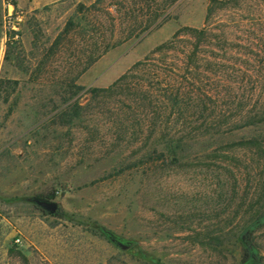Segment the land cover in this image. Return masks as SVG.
I'll list each match as a JSON object with an SVG mask.
<instances>
[{
    "label": "rangeland",
    "instance_id": "374dc122",
    "mask_svg": "<svg viewBox=\"0 0 264 264\" xmlns=\"http://www.w3.org/2000/svg\"><path fill=\"white\" fill-rule=\"evenodd\" d=\"M2 1L0 264H239L264 212V123L235 127L264 110V0ZM55 192L63 217L33 202Z\"/></svg>",
    "mask_w": 264,
    "mask_h": 264
},
{
    "label": "trees",
    "instance_id": "16d2710c",
    "mask_svg": "<svg viewBox=\"0 0 264 264\" xmlns=\"http://www.w3.org/2000/svg\"><path fill=\"white\" fill-rule=\"evenodd\" d=\"M215 1H217V0H212V2H214V3H215ZM2 2L3 1L0 0V41H1V37H2L3 27H5V24L3 23V20H2L3 19L2 10H1L2 9ZM13 5H15V4H13ZM209 11L211 14L212 9L210 8ZM188 31L194 36H199L200 41H201V39L209 38L210 35H212V34H210L208 28H204L202 30L191 29ZM5 33L8 35L9 31L7 29H5ZM12 33L14 34L15 32L10 31V34H12ZM201 43H203V42L201 41ZM199 45H201V44H199ZM199 45H196V51L199 49ZM163 48L164 47H161L157 51H161V50H163ZM8 58H9V55L7 54L6 59H8ZM136 66L139 67L140 64H138ZM126 78H127L126 75L123 76L122 78H120L116 82V87H118L119 84L121 82H123V80H125ZM4 86H5V82L3 81V79H0V98H1V94L3 92ZM178 91L175 94V97H176L175 101L180 99L181 90H178ZM6 101H8V99H6ZM240 107H242V106H239V108ZM237 123H241V125L235 126L237 128L238 127H248V126H252L255 124L264 123V110L263 111H257L256 113L249 115V116L248 115L244 116ZM212 130H213L212 128H209L208 130H206V132L202 133L201 135H208L210 133H213ZM221 132H222L221 128H215L216 134H219ZM56 196H57V192L51 193L47 197L39 196L38 198L53 200L56 198ZM64 215L65 214L63 213V211H61L59 209L58 212L55 214V217H63ZM263 228H264V212L256 215L255 218H253L252 220L247 222V224L242 228V230L238 236V241H239V244L241 246V261L239 264H264V257L260 253L259 248H258L257 243H256V234ZM97 230L104 237L109 239L111 242H113V239H115V238L120 239L119 237L115 236L111 231H109L108 229H106L103 226H98Z\"/></svg>",
    "mask_w": 264,
    "mask_h": 264
},
{
    "label": "water",
    "instance_id": "95a60500",
    "mask_svg": "<svg viewBox=\"0 0 264 264\" xmlns=\"http://www.w3.org/2000/svg\"><path fill=\"white\" fill-rule=\"evenodd\" d=\"M33 202L46 214L55 216V214L59 210V204L54 199L53 200H47V199H41V198H34ZM113 242L117 244L119 247H121L123 250H127L129 248V243L125 242L120 239H113Z\"/></svg>",
    "mask_w": 264,
    "mask_h": 264
},
{
    "label": "built area",
    "instance_id": "2783aa9c",
    "mask_svg": "<svg viewBox=\"0 0 264 264\" xmlns=\"http://www.w3.org/2000/svg\"><path fill=\"white\" fill-rule=\"evenodd\" d=\"M10 8V7H9ZM9 15H11V13H9Z\"/></svg>",
    "mask_w": 264,
    "mask_h": 264
}]
</instances>
